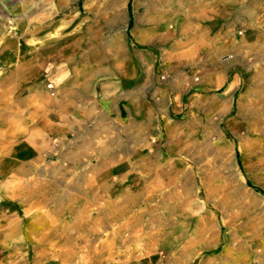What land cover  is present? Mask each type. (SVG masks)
<instances>
[{"label":"crops","instance_id":"obj_1","mask_svg":"<svg viewBox=\"0 0 264 264\" xmlns=\"http://www.w3.org/2000/svg\"><path fill=\"white\" fill-rule=\"evenodd\" d=\"M79 14L0 22V264H130L107 262L108 204L181 201L202 174L187 140L212 124L217 138L264 42L233 0H85ZM94 208L97 226L74 225Z\"/></svg>","mask_w":264,"mask_h":264},{"label":"rangeland","instance_id":"obj_2","mask_svg":"<svg viewBox=\"0 0 264 264\" xmlns=\"http://www.w3.org/2000/svg\"><path fill=\"white\" fill-rule=\"evenodd\" d=\"M233 1L236 9L257 13L256 22H264V0ZM84 2L0 0V22H6L10 31L16 30L14 22H65L80 16ZM97 13L91 12L87 21H95ZM248 50L251 70L235 93L231 114L218 121L217 138L212 124L211 137L201 134L187 140V147L201 148V154L186 155L187 165L201 169L202 174L186 179L181 201L108 204L115 209L105 220L107 262L117 257L130 264H145L146 259L149 264H167L180 257L193 264L195 258L264 264V42L251 43ZM190 181L195 187L188 186ZM97 214L96 208L91 209L87 220L75 219L74 225L88 221L97 226ZM178 227L186 231L172 232ZM198 227H202L201 236ZM114 229L117 234L111 233ZM199 237L200 252L193 250Z\"/></svg>","mask_w":264,"mask_h":264}]
</instances>
